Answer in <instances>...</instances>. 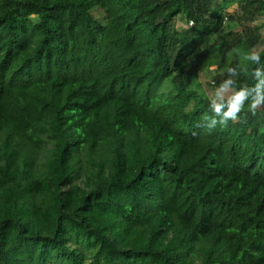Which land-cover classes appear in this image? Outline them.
Wrapping results in <instances>:
<instances>
[{"label": "trees", "instance_id": "trees-1", "mask_svg": "<svg viewBox=\"0 0 264 264\" xmlns=\"http://www.w3.org/2000/svg\"><path fill=\"white\" fill-rule=\"evenodd\" d=\"M261 17L264 0H0V264H264V107L209 130L195 88L224 24L242 31L215 86Z\"/></svg>", "mask_w": 264, "mask_h": 264}, {"label": "clouds", "instance_id": "clouds-1", "mask_svg": "<svg viewBox=\"0 0 264 264\" xmlns=\"http://www.w3.org/2000/svg\"><path fill=\"white\" fill-rule=\"evenodd\" d=\"M238 55L240 62L236 67L227 68V78L211 94L209 108L214 115H205V119L211 121L206 125L209 130L217 125L226 126L230 120L236 121L246 107L253 114L264 107V57L256 49L241 51ZM241 73L249 74L254 84L238 85L236 77Z\"/></svg>", "mask_w": 264, "mask_h": 264}, {"label": "rangeland", "instance_id": "rangeland-1", "mask_svg": "<svg viewBox=\"0 0 264 264\" xmlns=\"http://www.w3.org/2000/svg\"><path fill=\"white\" fill-rule=\"evenodd\" d=\"M238 7L236 4H233L228 10L227 13H230L233 15L237 11ZM264 23V18H259V20L253 21H242V24H249L250 26H257ZM241 22L239 23H230L226 22L223 26L222 32L214 38L213 42H216L217 44H223L226 43L227 46L223 47V50L218 55L217 58L214 59V63L211 66L207 65L200 73L199 77L197 78L195 88L204 96L210 98L211 94L216 87L213 85V82H215V77L221 74V67L224 65L223 57L229 58L231 55V49L229 47L230 43L232 42V36L236 33H240L242 31V28L240 27ZM175 27L178 30H184L188 29V25L184 18H178L175 22ZM263 40L259 46H257L255 49L259 52H261L264 48V28L261 30Z\"/></svg>", "mask_w": 264, "mask_h": 264}]
</instances>
